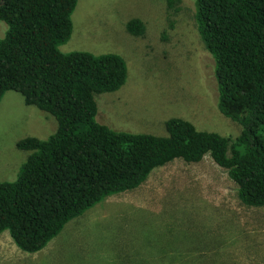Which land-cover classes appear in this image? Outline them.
Instances as JSON below:
<instances>
[{"label": "trees", "instance_id": "trees-1", "mask_svg": "<svg viewBox=\"0 0 264 264\" xmlns=\"http://www.w3.org/2000/svg\"><path fill=\"white\" fill-rule=\"evenodd\" d=\"M79 0H0V103L15 91L27 106L55 117L47 139L27 137L32 151L17 179L0 180V235L8 231L24 252L44 249L73 219L106 197L141 187L176 159L206 156L228 172L239 200L264 208V0H195L194 20L213 57L217 108L241 131L233 138L198 129L178 117L166 136L117 131L97 120L95 96L119 91L128 66L116 54L63 53ZM182 0H166L179 10ZM134 36L145 26L127 23Z\"/></svg>", "mask_w": 264, "mask_h": 264}, {"label": "rangeland", "instance_id": "rangeland-1", "mask_svg": "<svg viewBox=\"0 0 264 264\" xmlns=\"http://www.w3.org/2000/svg\"><path fill=\"white\" fill-rule=\"evenodd\" d=\"M195 0L179 10L166 0H79L63 53L116 54L128 66L126 84L97 94V120L117 131L166 136L173 117L233 138L240 127L217 108L213 57L204 49ZM139 19L142 36L127 23ZM8 25L0 22V40ZM54 116L9 91L0 103V180L17 179L32 151L17 144L47 139ZM0 264H264V208L243 204L237 185L210 156L176 159L154 170L139 188L106 197L71 220L39 252L0 235Z\"/></svg>", "mask_w": 264, "mask_h": 264}]
</instances>
